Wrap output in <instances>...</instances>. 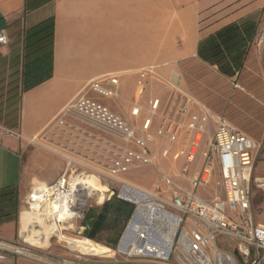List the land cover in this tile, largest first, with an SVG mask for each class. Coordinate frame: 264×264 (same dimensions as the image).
Instances as JSON below:
<instances>
[{"label":"built area","instance_id":"obj_1","mask_svg":"<svg viewBox=\"0 0 264 264\" xmlns=\"http://www.w3.org/2000/svg\"><path fill=\"white\" fill-rule=\"evenodd\" d=\"M7 41L6 34H0V44ZM155 74L153 66L140 70L137 88L141 93ZM121 88L117 74L94 78L31 140V144L44 146L66 162V171L54 183H46L43 190L33 181L28 197L31 210L32 202L41 200L43 194L44 201L49 202L70 193L74 196L68 205L78 210L75 217L84 214L89 197L78 208L81 191L70 182L76 159L69 156L66 140H77L87 130L85 125L115 138L108 143L107 158L109 175L114 178L137 166L157 164L159 158L153 150L156 142L178 144L172 159L183 161L182 170L163 177L169 200L126 180H120L117 192L109 194L108 200L116 197L135 206L122 238L129 232L134 235L127 249L120 251L123 260L111 264H264V224L257 221L253 210V185L264 191V177H254L255 140L219 116L209 148L202 147L212 116L206 109L195 110L190 100L179 106L175 116L163 115L153 133L161 98L152 99L141 121H129L104 102L120 98ZM140 95L131 110L135 119L145 110ZM170 153L167 148L163 156ZM70 169L72 173L68 175ZM216 176L224 196L206 200L199 190L208 188ZM222 238L227 242L223 247ZM3 249L0 242V262L5 259ZM94 264L105 263L96 260Z\"/></svg>","mask_w":264,"mask_h":264},{"label":"crops","instance_id":"obj_2","mask_svg":"<svg viewBox=\"0 0 264 264\" xmlns=\"http://www.w3.org/2000/svg\"><path fill=\"white\" fill-rule=\"evenodd\" d=\"M259 1L0 0V226L33 181L50 183L65 168L30 142L86 84L109 73L137 83L149 66L176 76L219 29L262 19ZM133 106L110 107L133 121Z\"/></svg>","mask_w":264,"mask_h":264},{"label":"rangeland","instance_id":"obj_3","mask_svg":"<svg viewBox=\"0 0 264 264\" xmlns=\"http://www.w3.org/2000/svg\"><path fill=\"white\" fill-rule=\"evenodd\" d=\"M255 6L260 7L257 15L262 19L250 18L241 21L240 25L232 24L223 27L202 43L206 45L205 50H209L215 44L222 42L223 39L220 36L232 30L225 34V38L233 36L234 45H231V49H227L226 44L222 45L225 50L221 56L235 54V51L239 53L241 49L246 50L241 69L236 68V63L233 64L235 69L230 73H225L220 68L222 64L230 61V57L222 60L219 65L214 63L216 60L209 62L200 57L184 60L176 76L171 72L164 76L159 72L158 66H153L156 71L155 77L149 79L142 93L137 88L136 78L128 76L123 80L120 98L105 99L104 102L111 107L120 103L130 106L141 93L140 102L145 110L138 119L134 118L133 121L137 122L145 117L152 99L159 96L162 99L161 105L154 116L151 128V131L155 133L163 115L175 116L179 106L190 100L195 110L206 109L212 116L202 147L209 148L216 129L215 119L221 116L227 119L237 131L255 140L257 148L253 153L256 157L254 177H264V0L256 2ZM232 73L234 75H231ZM122 96L126 99L121 98ZM84 127L87 130L77 140L69 137L66 140L69 156L76 159L73 170L91 178H100L99 186H96L93 194L88 198L84 214L63 222H53V218L45 216L41 222L28 204V197L34 187L32 182L28 191L22 192L19 196L15 220L4 219L3 225L0 226L3 241L15 246V249H12L2 244L5 259L0 264H94L96 260L111 264L122 261L119 245L112 248L102 241L92 240L83 235L87 212L93 208L99 209L108 200L111 191L117 192L120 180H126L166 200L170 199V192L163 184V177L165 174L180 173L182 170L183 161L175 162L172 159V153L176 151L178 144L156 142L153 150L159 158L157 164L137 166L130 172L114 178L109 175L107 158L108 143L115 138L104 130H97L88 125ZM31 147L47 152L44 146L31 144ZM75 148L76 152L73 153L72 150ZM167 148L171 153L169 156H163V151ZM65 171L64 168L57 178L48 184L54 183ZM193 171L192 169L191 172ZM71 173V169L68 170V175ZM219 179V176H216L208 188L199 190L203 198L211 200L215 196H224V191L218 184ZM253 186L254 214L257 221L264 224V191L256 185ZM15 207L5 208V212L12 211ZM24 228L26 231H22ZM133 235L132 232L128 234L129 242ZM65 236L84 237L85 244L77 249L64 239ZM105 237L106 233L101 236V239ZM226 245L227 242L222 238L220 246Z\"/></svg>","mask_w":264,"mask_h":264},{"label":"trees","instance_id":"obj_4","mask_svg":"<svg viewBox=\"0 0 264 264\" xmlns=\"http://www.w3.org/2000/svg\"><path fill=\"white\" fill-rule=\"evenodd\" d=\"M231 31L232 30H228L225 34ZM225 34L220 36L221 39H223L222 42L215 44L209 50H205L206 45L201 44L199 56L204 61L210 62L216 60L214 63L217 65H219L222 60L230 57V61L222 64L220 67L225 73H230L235 69V67H233L235 63V66H237L236 68L241 69L243 59L246 56V50L241 49L239 53L235 51V54L229 53L225 56H221L225 50V48H222V45L226 44L227 49H231V45L234 43L233 36L226 39ZM231 75H234V73ZM5 195H7V193H4L2 196ZM134 210L135 206L133 204L119 200L116 197L106 200L99 209L93 208L87 212L83 235L92 240L102 241L109 247L116 248L120 243ZM104 233H106V237L105 239H101Z\"/></svg>","mask_w":264,"mask_h":264},{"label":"bare ground","instance_id":"obj_5","mask_svg":"<svg viewBox=\"0 0 264 264\" xmlns=\"http://www.w3.org/2000/svg\"><path fill=\"white\" fill-rule=\"evenodd\" d=\"M263 34H264V32H263ZM99 180H100L99 177L91 178V177H88L84 173H76L75 172L71 176V181H70L71 184L73 186H76L81 191V196H80L79 202L77 204L78 208H80V207L82 208L83 205L85 204L87 198L93 194V191L95 190L96 186H99L98 185ZM35 183H36V186L40 187L41 190H43V186L46 185L45 182L35 181ZM35 194H37V192ZM73 196L74 195L70 194V193L66 194V195H59L54 200L49 201V202H45L44 201L45 197L43 194V196H40L41 200L36 201V202H32V209H33L32 212L34 213L36 218H40L41 222L44 220L45 216L53 218V220H54V221L52 220L53 222H63L66 219H74L78 210L75 211L73 208H71L68 205V202H70V200L73 199ZM47 226H50V225H47ZM128 234L126 235V237L124 238V240L122 242V246H121L122 248H124L125 246L128 245V242H129L127 240ZM64 239H66V241H68V243H70L71 245H73L77 249L85 244L84 237L83 238H76V237L71 238V237L65 236ZM1 244L7 245V246L11 247L12 249H15V246H13L9 243L1 242ZM121 247H120V249L122 250Z\"/></svg>","mask_w":264,"mask_h":264},{"label":"water","instance_id":"obj_6","mask_svg":"<svg viewBox=\"0 0 264 264\" xmlns=\"http://www.w3.org/2000/svg\"><path fill=\"white\" fill-rule=\"evenodd\" d=\"M123 240H124V239L122 238V240H121V242H120V247L122 246V242H123ZM127 247H128V245L125 246L124 248H122V247H121V248H122L123 251H125V250L127 249Z\"/></svg>","mask_w":264,"mask_h":264}]
</instances>
